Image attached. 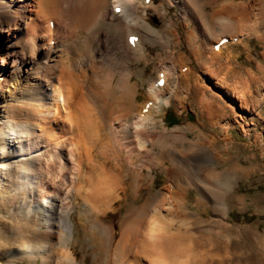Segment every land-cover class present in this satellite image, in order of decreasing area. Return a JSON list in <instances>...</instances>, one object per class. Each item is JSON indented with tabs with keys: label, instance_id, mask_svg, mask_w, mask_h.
Wrapping results in <instances>:
<instances>
[{
	"label": "bare ground",
	"instance_id": "1",
	"mask_svg": "<svg viewBox=\"0 0 264 264\" xmlns=\"http://www.w3.org/2000/svg\"><path fill=\"white\" fill-rule=\"evenodd\" d=\"M255 1L258 3L262 0ZM166 2L167 9L157 6L155 0L148 2L80 0L74 4L70 0H0V107L6 104V110L14 113V117L5 115L6 122L17 124L23 134L21 136L23 144L18 149L19 159L24 160L28 157L29 162L33 163L30 177H27L30 172H27L24 163H20L27 184L34 187L32 207L23 212L22 217L25 223L31 214L35 215L38 210H42V219L44 224L47 223L44 227L53 230L43 233L49 244L48 247L50 251L56 247L64 264H76L72 258V250L70 251L72 229L68 224L72 197L81 199L92 212H99V206L104 204L101 211L108 210L106 200L113 194L115 197L123 194L117 193L119 186L117 183L130 174L124 190L129 189V186L133 187L141 173V171L136 172V169L141 165L145 168L157 160L158 165L162 166L166 161L173 167L165 173L169 174L171 180L168 189L176 188L183 191L186 188H195L199 194L196 207L203 201H210V196H213L217 202H223L234 186L226 172L218 174L219 172L208 170L204 173L189 168L186 160H194L198 154L204 156V159L200 160L204 165L214 163L218 158L217 155L213 157L205 153L206 149L203 147L207 142L204 141L202 133H197V141L190 148L186 147L179 135L160 132L156 137H152L149 134V126L156 127L161 123L164 107L176 106L174 102L178 100V95L174 90L176 87L179 89L182 84L190 85L189 100L196 102V113L203 122L213 130L218 129L225 136L229 130L234 129L233 125L226 121V111L236 112L232 110L235 101H238L240 108L246 111H258L262 99L250 95L249 90L257 83L253 81L256 78L253 79L252 76V80L248 73V78L243 81L242 75L236 72L235 67L229 69L228 66V63L237 58V53H230V50L246 44V41L243 42L239 37L249 32L244 37L246 40L251 35H256L259 43L264 45V36L258 35L260 25L257 22L258 26L254 23L256 27L244 25L245 22L249 23L247 19H251L253 15L256 17L251 10L254 4L244 0H167ZM117 6L120 7L119 13L114 12ZM171 7L179 10L180 24L167 19L162 22L159 29H154L148 22L150 17L165 19ZM261 12L263 13L264 10ZM239 19L243 21L240 24H238ZM99 20L111 22L113 30L105 39L106 43L104 42L107 45V53L97 52V59L95 52L92 51V44L95 42L94 29ZM66 23L65 36L62 39L59 31L61 25ZM177 25L185 29L186 25L191 26L189 35L184 41L186 52L200 71H203V75L208 76L210 80L215 79L214 85L217 90L222 88L226 91L224 93L230 100L228 105L218 95L210 93L203 87L200 84L201 80L200 82L191 80L194 68L186 66V62L184 63L186 59L184 58L183 61V55L179 51L182 42ZM200 26L201 29H206V31L203 29V34L207 31L210 34L211 29L218 27L216 39H211L212 43L207 42V49L203 46L206 53L208 52L207 59L203 57V49L198 48L201 45L194 46L198 34L195 32ZM74 27H78L83 35L80 40L77 39V35L73 36ZM239 27L242 28L238 31ZM130 37H136L132 45L128 43ZM225 37L229 39L227 38L225 43L214 49V45ZM31 39L37 44L36 48L31 46L29 42ZM205 39H201V42ZM52 41H54L53 46ZM146 45L158 46L167 54L162 56L163 58L160 57L162 61L156 68V78L147 82L146 100L141 105L134 104L136 107L133 109V102L135 103L138 97L135 96L134 85H131L134 75L131 66L148 62ZM27 47L30 52L29 57H26ZM58 47L60 49H57ZM224 53L227 59H223ZM255 67L264 72L262 65ZM178 71L185 73L179 75ZM160 76L163 85L157 87L156 82ZM172 78H174L171 84L173 89L163 93L168 80ZM227 81L241 85L243 90L247 82L249 88H246L245 93L241 90L243 94H239L237 92L240 90L233 92ZM201 92L204 96L199 95ZM231 97L237 100H232ZM182 102L183 100L178 102V105ZM155 117L158 119L156 120ZM237 119L243 120L242 115L234 114L233 122H237ZM115 123L117 126L113 125ZM9 130L11 131V128ZM240 131L248 135V130L243 125L240 126ZM9 135L14 133L10 132ZM17 136H11L13 144L17 143L15 142ZM178 142V149L188 150L191 155L186 158L174 152L171 157L163 158L166 150L171 151L170 149L176 148L174 146ZM170 143L174 145L171 146ZM95 151L96 154L91 156ZM95 158L101 159V164L93 163ZM222 162L226 163L229 160L225 159ZM8 170H13L9 159L1 160L0 189L3 186L2 182L7 178ZM235 170L250 171L242 168ZM93 176H95L94 181ZM165 189V194L159 199L161 206L166 204L168 197L167 186ZM0 191L5 198V194ZM207 195L208 198H205ZM236 200L238 206L244 208V197ZM153 203V198H147L136 212L139 216L138 223L141 224L148 213L147 207L152 206L150 221L146 231L144 227L142 236L146 242L144 245H137L140 224L136 223L137 217L133 216V212L131 213L135 220L129 217V212L130 219L128 225L124 227V242L127 247L134 249L132 252L137 262L141 261L140 257H144L152 258L148 264H235L233 263L235 251L230 249L235 241L233 239H236L242 230L235 231L232 240H226L229 235H221L222 231L193 232L200 223L198 219L191 224L186 223L184 227H181V224L175 226L169 216L160 214L162 208H157ZM184 205L185 202L180 207V212L185 211ZM172 209L175 210L173 207ZM219 211L225 216L224 205ZM216 222L209 224L219 225ZM94 229L95 234L101 239V245L104 246L102 227L99 231H96V227ZM56 235L58 241L54 242ZM219 237L225 238L224 241L217 242ZM202 243H207L215 250L218 249V253L212 256L206 255L205 251L201 250ZM23 244L20 250H0V257L5 254L10 261L19 263L31 258V249L27 240ZM201 251L203 254L200 253Z\"/></svg>",
	"mask_w": 264,
	"mask_h": 264
},
{
	"label": "rangeland",
	"instance_id": "2",
	"mask_svg": "<svg viewBox=\"0 0 264 264\" xmlns=\"http://www.w3.org/2000/svg\"><path fill=\"white\" fill-rule=\"evenodd\" d=\"M166 1L167 0H155V4L159 7L167 9L168 6L166 5ZM249 1L251 2V4H254L252 5L251 10H253L252 14H256V17L255 15H253L251 19H247L249 23L245 22L244 25L255 26L257 22V24L260 25L258 35L264 36V12H261V10H264V0L259 1L258 3L255 0H244V2ZM70 2L74 4L80 2V0H70ZM70 6L73 5L70 4ZM213 6L214 4H212V7ZM167 19H171L179 25V10L175 7H171L168 10V14L165 19L161 20L152 16L150 17L148 22L154 29H159L162 22ZM242 22L243 21L239 19L238 24ZM251 22H253V24H251ZM257 24L256 26H258ZM66 27L67 23L61 25L59 35H61L62 39L65 36ZM185 27L186 29L178 26L177 29L180 41L182 42L179 51L183 55V61L186 59V61H184V63L186 62V66L194 68V74L191 80H199V82L201 80L200 84H202L203 87H205L210 93L218 95L228 105V102H230V100L227 99L228 95L226 96V94L224 93L226 91L222 88H220V90H217L214 85L215 79L210 80L208 76L203 75V71H200L192 57L186 52V45L184 41H186V38L189 35L191 26L186 25ZM216 28L214 27L213 29H211V33L214 35H212L211 33L209 34L208 31L203 34V29L205 31L206 29H201V26L199 27L198 31L195 32L196 34H198L197 41L194 46L198 47L201 45V47L198 48H200V50L201 48L203 49L202 53L205 59H207L208 56V52L206 53L207 45L209 43H212V41L216 39V36L218 34ZM241 28L242 27H239L238 31ZM112 30V23L105 20H99L98 24L95 26V42L92 44V51L95 52V56L97 52L101 54L107 53V45L105 44V39H107V36L112 33ZM72 32L73 36L77 35L78 40L83 37L78 27H74ZM234 34L237 33L234 32ZM209 35L211 37H209ZM245 35L241 38L239 37V39H243V42L246 41L245 46L239 45L238 47L232 49L233 51L230 50V53H237V58L230 63L227 62L230 68L228 66L227 67L229 69H231V67H235L236 72H238L240 76L242 75L241 77L243 81L248 78L249 74V78L253 76V79H257L253 80L251 78L253 81H257V83L254 84L255 88L250 87L249 89L251 92L250 95H255L256 97L262 99L261 107L257 112L246 111L240 108L238 101H235L236 103L232 110H236V112L232 113L231 110L226 111V121L233 125L234 129L229 130L227 136H225L220 133L218 129L213 130L209 128V125L207 123L203 122V120L196 113V102H194V100H189L190 85L182 84L179 89H177L176 87L174 90V93H177L176 95H178V100L174 102L176 106L169 105L168 107H164L163 116L161 117V123H158L156 127L149 126V134L152 137H156L160 132H168V135L170 133L172 135H179L180 138L183 139L186 147L195 145L197 141V133H202L204 141L207 142L203 147L206 149L205 153L213 157L218 156V158L214 163L206 165H204L203 163L201 164L200 162V160L204 159V156L202 154H198V156H196L197 159L195 157L194 160L186 161L187 163H189V168L191 170H194L195 172H204L208 170H213L216 173L219 172L218 174L226 172L227 175L230 176L227 177L233 182L231 183L232 186L233 184L234 186L231 189L230 193L224 198L225 200L223 199V202H217L215 201V198L213 196H210L211 202L203 201L198 207H196V199L199 194L195 188H186L185 190H188L187 192H185V190L179 191L176 188H172V190L168 189L169 185L171 184V180L169 179V174L165 173L169 168L173 169V167L169 166L166 161L164 162V165L159 166L158 161L155 160L151 165L147 166L149 167V169H146L147 167L144 168L141 165L139 166L141 170L139 168H135L136 172L141 171V173L138 181L134 184L133 187L129 186V189L124 190L126 187V183L128 182V178H130V174L122 178L117 183L119 185L117 187V193L122 192L123 194H120V197H115V194L111 196L112 198L109 197L106 200L108 210L105 209L106 211L103 210L104 212L101 211V208L105 206L104 203V205L99 206V212H92L85 202H83L79 198L72 197V209L69 214L68 224L72 229L70 251L72 250V258L76 264H148L152 258L149 259L140 257L141 261L139 262L135 260L136 257H134V252H132L134 249L127 247L126 243L124 242L125 238L123 236L124 227L128 225L129 219L133 218L135 220V218L132 217L131 212H133V216L137 217L136 223L140 224L138 223L139 216L136 215V212L138 207L142 203H144L147 198H153V205L156 204L155 206L157 208H162L163 210L160 212V214L162 216H169L171 218V223L175 226L181 224V227H184V225L191 224L194 220L198 219L200 223H198V225L194 228L193 232L214 231V233H219V231H222L221 235H229V238H226V240H232L235 235L233 233H235V231H237L238 229L239 231L242 230L238 234L237 238L233 239L235 241L232 243V247L230 249L231 251H235V254L232 253L235 258L233 263L264 264V72L262 73L259 68L255 67L257 65H262L264 67V45L259 43V41L256 39V35H251L247 40L244 38ZM205 36L207 39H205ZM227 38L228 37H225L224 39L228 40L229 38ZM201 39H205V41L201 42ZM32 41L33 39L29 41L31 46H34L36 48L37 44ZM53 42L54 41L51 42L52 46L54 45ZM28 49L29 48L27 47L26 57H29L30 54V52H28ZM57 49H60V47H58ZM146 50V52L148 53V62H140L131 66L134 69V75L131 79V85H134L136 90L135 96L138 97L137 101H135V103L133 102V109H135V105H141L146 100V86L148 84L147 82L150 79L154 80L156 78V68L161 63V58H163L167 54L162 52L160 50V47L158 46L149 47V45H146ZM158 52L160 53L157 56ZM222 57L223 59L226 58V53H224ZM179 65L180 63H178V66ZM227 67L225 69V72L227 70ZM84 68L86 67H83V69ZM177 73L180 75V73L184 74L185 72L178 71ZM173 80L174 78L168 80V85L163 93H168L171 89H173V85H171L173 84ZM227 83L230 84V89H232L233 92H237V90L239 89L240 92H237L239 94L245 93L247 91L246 88H249L247 82V86L245 84V87L243 86L245 91L241 89V85L235 84L236 87H234L235 85L231 84L229 81H227ZM262 83L263 85H261ZM241 90L243 93L241 92ZM186 94L189 95L187 96ZM199 95L204 96L202 92L201 94L199 93ZM231 98L232 100H237L233 97ZM181 100H183V104L181 103L180 105H178V102H180ZM6 108V104L0 107V161L8 158L10 166L13 167V170L7 171V178L2 182L3 186L0 189L2 190L3 194H5L4 198L0 193V250H20L24 245L23 243L27 240V244L31 249V258L25 259L24 261L19 263L16 261H10L9 257L4 254L0 257V263L42 264L46 262L44 264H64L63 259L59 257L60 255L56 247H53V249L51 250L54 253H51L50 248L48 247L49 244L46 242V237L43 233L47 230L50 231L52 228L47 229V227H44L45 224L47 226V223L44 224V221L42 219V210H38L35 215L31 214L30 218L24 223L22 213L28 211V209L30 210L32 207L31 201L34 194V187L27 184V179L25 177L26 175L21 170L22 168L20 166V163H24V167L27 169V172H30L29 176L27 177H30L31 175V172L33 170V163L29 162L30 159H28V157H26L24 160H20L18 157V149L22 147L23 144V138L21 137L23 134L17 124H8L6 122L5 115L14 117V113L12 111L6 110ZM234 114L242 115L243 120L237 119V122H233ZM166 115L167 117L165 118ZM155 119L157 120L158 117H155ZM226 121L221 122L225 123ZM201 122H203V125H201ZM113 125L117 126V123ZM242 125L245 127V129L248 130V135H244L240 131V126ZM9 128H11V131L9 130ZM154 128L155 130H153ZM186 128H188L189 131ZM177 129L180 131H176ZM10 132H13L14 135H9ZM180 133L183 135H180ZM15 135H18L17 139H15V142L17 143L13 144L11 136ZM170 144L171 146L174 145L172 143ZM175 145L176 146L174 147L176 148L170 149L171 151L166 150L163 158L171 157L174 152L180 153L181 156L186 158L188 157V155H191L188 150L180 151V148L178 149L179 142L177 144L175 143ZM94 154H96V151L95 153L92 152L91 156ZM229 158L231 159V161ZM225 159H228L229 162H222V160ZM93 163L99 165L101 164V159L95 158ZM235 168H242L250 171L239 172L236 171ZM200 169H202V171ZM133 173H135L134 170ZM92 180H95V176H93ZM166 186L168 197L166 198V204L164 206H161V204L159 203V199L160 197H163V194H165ZM206 197L208 198V195L205 196V198ZM243 197L245 199V206L244 208H241L240 206H238L236 199ZM184 202L185 211L180 212L179 209L184 204ZM28 205L30 207H27ZM222 205H224L226 208L225 216L221 215L219 211ZM151 207L152 206L147 207L146 211H148V213L147 215H145V212V217L143 215L144 218L141 221L139 227L140 235L137 240L138 246H140L141 244L144 245V243H146L142 236L144 233V227L146 231L148 223L150 221L149 217L151 216ZM172 207L175 208V210L172 209ZM186 211H188L189 213L185 214ZM129 212L130 218H128ZM210 221H217L216 223L219 225L209 224L213 223ZM95 227L96 231H99V229L101 230V227L103 229L102 232L105 238L104 246H102L103 244L101 245V239L99 238V236L95 234L96 232L93 231ZM56 236L57 237L54 239V242L58 241V235ZM224 239L219 237L217 242H223ZM202 244L203 246H200L201 250L205 251L206 255L212 256L218 253V249H213L210 245H207V243ZM202 251L200 252L201 254H203ZM43 252H45L46 256H44L45 254ZM46 252L48 253V255ZM120 254L121 257H119ZM43 257L45 259H43ZM50 257H52L53 259L51 260ZM207 259L210 261L209 257H207Z\"/></svg>",
	"mask_w": 264,
	"mask_h": 264
},
{
	"label": "trees",
	"instance_id": "3",
	"mask_svg": "<svg viewBox=\"0 0 264 264\" xmlns=\"http://www.w3.org/2000/svg\"><path fill=\"white\" fill-rule=\"evenodd\" d=\"M167 117V115L165 116V118Z\"/></svg>",
	"mask_w": 264,
	"mask_h": 264
}]
</instances>
